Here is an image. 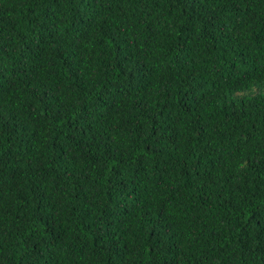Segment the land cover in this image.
Returning <instances> with one entry per match:
<instances>
[{"label":"trees","instance_id":"obj_1","mask_svg":"<svg viewBox=\"0 0 264 264\" xmlns=\"http://www.w3.org/2000/svg\"><path fill=\"white\" fill-rule=\"evenodd\" d=\"M0 264H264V0H0Z\"/></svg>","mask_w":264,"mask_h":264}]
</instances>
